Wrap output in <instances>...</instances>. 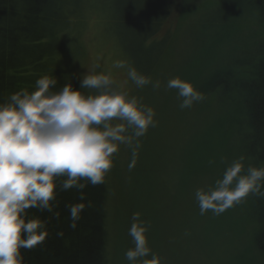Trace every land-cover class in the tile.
Here are the masks:
<instances>
[{
    "label": "trees",
    "instance_id": "16d2710c",
    "mask_svg": "<svg viewBox=\"0 0 264 264\" xmlns=\"http://www.w3.org/2000/svg\"><path fill=\"white\" fill-rule=\"evenodd\" d=\"M117 1L118 7L122 9V14L119 15L121 22L119 20L118 23L126 28L127 48L137 70L142 73L141 76L149 79L167 51L171 32L163 31L176 10V0ZM214 1V6L204 14L203 23L208 30L218 27L223 32L222 38H217L216 42L222 58L211 68L204 69L198 87L193 86L197 93L205 97L197 104L209 112L210 120L202 132V138L187 149V160H184L179 173L180 186L186 189L193 180L190 173L197 167L202 170V166L209 165L214 183L222 179L226 168L230 166L224 160L227 153L233 154L234 161L244 158L245 172L249 167L264 169V0ZM73 2L74 0H0V104L20 91L34 92L36 82L45 76L56 79L57 88L53 91H59L70 84L73 91L82 92L83 95L97 94L80 87L77 62L81 50L78 44L85 22L78 24L72 20L78 12L91 13L96 8L95 3L79 0L74 5ZM215 10H218L219 16L212 21L211 13ZM248 22L253 26L251 33L245 35L241 30L242 23L248 26ZM79 25L81 33L78 31ZM221 148L224 156L219 151ZM215 150L219 153L211 155ZM139 156L144 157L146 153ZM133 169L136 172L134 179L141 183L132 192L135 199L140 193L138 188L142 189L143 185V191L148 189L147 192L149 188L147 182L143 181V167ZM196 172L200 173L199 170ZM202 174L210 175L204 172ZM261 183V191L264 192V182ZM153 191L150 190V198L147 196L145 199L147 206L153 200ZM159 193L162 194L160 190ZM80 195H84L86 199L79 200ZM156 195L158 192L153 193L152 197L155 199ZM57 203L59 220L51 219L47 213L28 212V218L48 222L44 229L48 237L35 250L21 251L23 264H111L110 172L100 187H86L83 193L74 190L58 192ZM81 203H90L92 207H86L81 213L76 230L72 231L66 205ZM239 209L241 214L238 213ZM230 210L232 215L235 213L246 219L249 216L253 243L260 255L264 256V198L249 196ZM162 213V223L165 224L169 211ZM136 214L139 215V220L135 222L145 225V237L148 236L150 247L154 249L153 242L157 237L152 231V224L156 214L148 210V207ZM128 217L129 214L125 216L124 229L129 241L132 223L128 221ZM213 222L214 219L211 218V224ZM121 230L123 232V224ZM60 232L64 234L63 239L56 238V234Z\"/></svg>",
    "mask_w": 264,
    "mask_h": 264
},
{
    "label": "rangeland",
    "instance_id": "374dc122",
    "mask_svg": "<svg viewBox=\"0 0 264 264\" xmlns=\"http://www.w3.org/2000/svg\"><path fill=\"white\" fill-rule=\"evenodd\" d=\"M90 1L96 7L91 13L78 12L72 17L78 24L85 22L82 33L81 25L78 27L82 34L78 44L81 50L77 62L79 78L82 80L85 75L108 76L114 81V90L126 92L129 98L135 97L143 106L151 108L154 112V123L157 125L149 128L147 134L137 141L140 147L136 149L135 156L134 168L143 167V181L147 182L149 192L148 189L143 191L142 185V189L138 188L139 195L135 199L132 196L134 187L141 186V183L134 179L135 170L129 171V165L133 161L130 149L119 146L118 154L112 159L109 204L111 264H128L125 253L133 248V243L131 238L127 240L125 216L129 214L127 219L133 223V215L147 207L156 214L152 224V231L157 237L153 242L155 254L148 236L145 238L150 252L159 259L160 264H264V256L260 255L253 243L249 216L246 219L242 215H232V210L219 216L212 212L200 215L195 193L198 190H207L215 184L209 165L202 166V170L199 167L194 168L190 173L193 182L187 185V189L179 183V173L184 160H187V149L202 138V132L210 118L208 120L209 112L197 103L191 109L181 110L182 101L178 99L177 92L166 90V87L174 79L194 88L198 87L204 69L211 68L222 58L216 42L217 38H222L223 32L218 27L208 30L203 23L205 12L214 6L215 1L176 0V10L163 31L171 32L167 51L149 77L153 83L160 82L159 91H153L151 84L138 89L128 80L127 69L113 68L114 63L123 62L142 75L128 50L126 28L118 23L119 15L122 14V9L118 7L119 1ZM78 3L79 0L73 2L74 5ZM217 11L211 13L210 20L218 19ZM252 26L251 22H248V26L242 23L241 30L245 35L250 34ZM216 150L214 153L209 152L216 156L219 153ZM222 150H219L220 153ZM142 153H146V156L140 157ZM227 154L224 160L231 165L235 157ZM221 155L224 156V153ZM206 156L208 158V153ZM150 190H154L152 194L158 192V195L154 199L151 194L153 200L147 206L145 199L147 196L150 198ZM163 211H169L165 224L162 223ZM238 213L241 214L240 209ZM211 218L214 219L213 224ZM146 259L150 260L151 256ZM136 264H142V261H137Z\"/></svg>",
    "mask_w": 264,
    "mask_h": 264
},
{
    "label": "clouds",
    "instance_id": "9594fccd",
    "mask_svg": "<svg viewBox=\"0 0 264 264\" xmlns=\"http://www.w3.org/2000/svg\"><path fill=\"white\" fill-rule=\"evenodd\" d=\"M113 68L127 69L128 80L138 89L150 84L153 91L161 87L159 81L153 83L123 62L114 63ZM80 87L97 94L83 95L70 84L53 91L56 79L45 76L36 82L34 92L20 91L0 104V264H23L22 250L31 252L45 243L48 222L28 218L29 211L59 220L58 192L83 193L86 187L102 186L121 145L132 151V171L140 147L137 141L149 128L157 127L153 110L114 90L108 76L85 75ZM166 90L177 92L181 110L205 99L179 79L170 80ZM243 162V157L234 161L213 187L196 191L201 216L207 212L219 216L249 196L264 198V169L249 167L245 172ZM86 207L92 205H66L72 231ZM132 220L133 248L125 253L128 264H160L147 246V228L135 222L139 215ZM63 237L62 232L56 234L57 239Z\"/></svg>",
    "mask_w": 264,
    "mask_h": 264
}]
</instances>
